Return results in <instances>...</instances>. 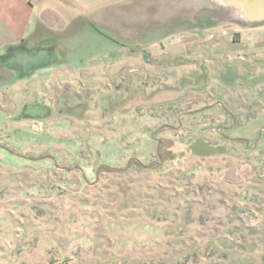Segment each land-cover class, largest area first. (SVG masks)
Masks as SVG:
<instances>
[{
  "label": "rangeland",
  "instance_id": "obj_1",
  "mask_svg": "<svg viewBox=\"0 0 264 264\" xmlns=\"http://www.w3.org/2000/svg\"><path fill=\"white\" fill-rule=\"evenodd\" d=\"M88 2L0 57V264H264V22Z\"/></svg>",
  "mask_w": 264,
  "mask_h": 264
},
{
  "label": "crops",
  "instance_id": "obj_2",
  "mask_svg": "<svg viewBox=\"0 0 264 264\" xmlns=\"http://www.w3.org/2000/svg\"><path fill=\"white\" fill-rule=\"evenodd\" d=\"M92 14L86 0H0V57L27 51L28 45L40 41L39 32L57 34Z\"/></svg>",
  "mask_w": 264,
  "mask_h": 264
},
{
  "label": "water",
  "instance_id": "obj_3",
  "mask_svg": "<svg viewBox=\"0 0 264 264\" xmlns=\"http://www.w3.org/2000/svg\"><path fill=\"white\" fill-rule=\"evenodd\" d=\"M231 11L230 18L245 24L264 22V0H213Z\"/></svg>",
  "mask_w": 264,
  "mask_h": 264
},
{
  "label": "trees",
  "instance_id": "obj_4",
  "mask_svg": "<svg viewBox=\"0 0 264 264\" xmlns=\"http://www.w3.org/2000/svg\"><path fill=\"white\" fill-rule=\"evenodd\" d=\"M159 155H160V153H159ZM161 156V155H160Z\"/></svg>",
  "mask_w": 264,
  "mask_h": 264
}]
</instances>
